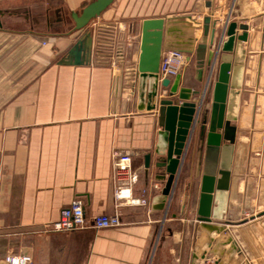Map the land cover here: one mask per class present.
<instances>
[{"label": "crops", "instance_id": "0c3cea01", "mask_svg": "<svg viewBox=\"0 0 264 264\" xmlns=\"http://www.w3.org/2000/svg\"><path fill=\"white\" fill-rule=\"evenodd\" d=\"M90 1L0 0L6 16L27 9L47 22L41 32L30 22L22 30L3 21L0 27V264H7L5 254H28L31 264H264V0H113L74 29L65 13ZM158 18L198 24L195 46L203 39L206 47L200 63L194 52L180 51L179 88L197 92L191 101L203 97L207 121L223 60L230 64L229 89L238 93L232 143L221 139L214 162L228 171V188L218 208L219 173L208 182V221L199 217L203 176L212 167L206 131L200 136L196 128L162 195L168 175L157 164L165 143L157 108H143L138 71L141 24ZM231 22L236 35H246L238 77L235 43L229 52L218 50L226 39L220 31ZM178 23L163 35L161 55L174 50L168 43L188 37V23ZM160 80L156 100L168 91ZM114 152L131 155L132 180L116 177ZM118 185L128 196H116ZM75 199L87 221L116 214L121 224L50 230Z\"/></svg>", "mask_w": 264, "mask_h": 264}, {"label": "water", "instance_id": "95a60500", "mask_svg": "<svg viewBox=\"0 0 264 264\" xmlns=\"http://www.w3.org/2000/svg\"><path fill=\"white\" fill-rule=\"evenodd\" d=\"M112 2L113 0H92L82 7L79 12H66V20L73 23L74 29H82L92 19L98 17ZM24 12V17L27 20V28L30 22L34 31H45L47 22H45L41 13H30L27 9H24ZM56 12L57 10H55V13ZM4 13L5 11L0 10V27H2ZM50 21L53 20L50 19ZM178 22L188 23L189 35L185 39L180 35L181 37L168 43L167 46L187 54H192L194 52L198 62H201V55L206 47V43L201 39L195 46L193 29L198 26L196 22H189L179 18L143 20L141 24L140 53L138 59L140 96L143 101L145 97L146 103L143 107L145 110L151 111L157 108L158 124L162 128L160 137L164 140L165 147L162 152H159L162 158L157 165L164 166L168 175L165 187L162 190L164 199H166L169 194L177 168L180 165L181 159L183 160L185 157L186 149L194 131L196 128H199L200 136H203L205 131L207 132L206 150L209 154L211 153L210 161L212 167L203 176L204 183L200 194L199 217L202 221H208L212 202V188L208 187V182H214L216 172L219 173L220 177L217 179L216 184V190L219 192L215 199V202L220 205L218 208L224 205L223 199L225 197V191L228 188V171L225 169L216 170V164H214V162L215 153L218 151L221 139H225L229 142L227 145L228 147L232 143V132L234 127L230 125V121L234 119L238 93L229 89L228 72L230 70V64L228 61L223 60L219 65L217 78L213 83L208 121L207 113L200 111L203 97L200 102L191 101V95H195L197 92L192 91L188 87L176 89L175 86H170V79L167 77L161 78L159 84L162 88H168L167 95L156 100L163 35H170V33H173L177 28V24H179ZM208 24L209 18L205 17L202 21L203 36H206L208 33ZM236 26L235 22H231L220 31L222 34H225L226 39L224 41L220 39L218 46V50L220 49L221 52H229L233 49L235 43L233 77H238L240 73L244 58V51L242 50L241 43L246 36L245 33L236 35ZM213 38L214 29H212L211 33V42ZM79 44L80 42L78 41V43L74 45L73 51H78ZM216 54L217 52H215V55ZM231 87H233V85ZM219 130H222V134L218 132ZM145 164L148 166V157H146ZM215 217H219V215H215Z\"/></svg>", "mask_w": 264, "mask_h": 264}, {"label": "built area", "instance_id": "2783aa9c", "mask_svg": "<svg viewBox=\"0 0 264 264\" xmlns=\"http://www.w3.org/2000/svg\"><path fill=\"white\" fill-rule=\"evenodd\" d=\"M184 61V54L177 50H166L160 58L158 74L161 78H169L170 86H175L176 89L179 88V75ZM113 158L116 177H126L128 175V180H132L134 176L131 173V155L129 153L114 152ZM115 194L118 197L128 196L127 190L120 185L116 186ZM131 201L134 203L139 200L132 199ZM120 224V219L116 214H98L87 221L82 203L75 199L59 211L58 218L50 224L49 229L52 231H70L84 227L99 229L117 227ZM2 258L7 264H31V257L28 254H5Z\"/></svg>", "mask_w": 264, "mask_h": 264}, {"label": "rangeland", "instance_id": "374dc122", "mask_svg": "<svg viewBox=\"0 0 264 264\" xmlns=\"http://www.w3.org/2000/svg\"><path fill=\"white\" fill-rule=\"evenodd\" d=\"M10 12L11 11H9V13ZM14 12L15 13L11 14L10 16L3 15L2 21L4 23V27L6 29H17V30H22L23 28H27V25L24 19L25 13L22 12V10H18V12L17 11H14ZM57 29L63 30V28H57Z\"/></svg>", "mask_w": 264, "mask_h": 264}]
</instances>
